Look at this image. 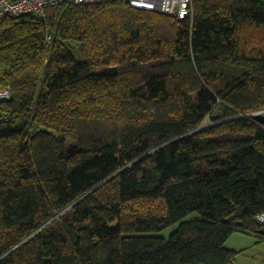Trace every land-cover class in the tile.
<instances>
[{
	"label": "trees",
	"instance_id": "trees-1",
	"mask_svg": "<svg viewBox=\"0 0 264 264\" xmlns=\"http://www.w3.org/2000/svg\"><path fill=\"white\" fill-rule=\"evenodd\" d=\"M192 4L0 23V264H234L230 236L264 242V3Z\"/></svg>",
	"mask_w": 264,
	"mask_h": 264
},
{
	"label": "built area",
	"instance_id": "built-area-1",
	"mask_svg": "<svg viewBox=\"0 0 264 264\" xmlns=\"http://www.w3.org/2000/svg\"><path fill=\"white\" fill-rule=\"evenodd\" d=\"M66 1L73 4H91L104 0H0V23L23 15H33L42 19L48 7ZM128 2L132 7L156 11L177 19H185L193 13L192 0H128ZM11 98V89L0 87V103L7 102ZM6 119L8 115L0 110V121ZM257 219L264 225V213H260Z\"/></svg>",
	"mask_w": 264,
	"mask_h": 264
},
{
	"label": "rangeland",
	"instance_id": "rangeland-1",
	"mask_svg": "<svg viewBox=\"0 0 264 264\" xmlns=\"http://www.w3.org/2000/svg\"><path fill=\"white\" fill-rule=\"evenodd\" d=\"M264 3V0H258ZM201 215L197 212L191 213L186 219L198 218ZM179 223H176L164 230H161L157 234H160L166 238L170 237V234L177 229ZM242 238L243 242L234 243L235 238ZM238 247L239 253L236 255V260L234 264H264V243L258 244L256 242V237L248 234L235 233L227 241L226 245H232ZM239 244V245H237ZM242 244V245H240ZM241 248H246V250H240Z\"/></svg>",
	"mask_w": 264,
	"mask_h": 264
},
{
	"label": "water",
	"instance_id": "water-1",
	"mask_svg": "<svg viewBox=\"0 0 264 264\" xmlns=\"http://www.w3.org/2000/svg\"><path fill=\"white\" fill-rule=\"evenodd\" d=\"M99 74H103V75H110V76H115L117 75V67H104L100 70H98ZM257 119H261V116L258 115L256 116ZM260 233L264 234V230H261Z\"/></svg>",
	"mask_w": 264,
	"mask_h": 264
},
{
	"label": "crops",
	"instance_id": "crops-1",
	"mask_svg": "<svg viewBox=\"0 0 264 264\" xmlns=\"http://www.w3.org/2000/svg\"><path fill=\"white\" fill-rule=\"evenodd\" d=\"M248 235H249V234H248ZM239 241H240V243H242V242H243V239L237 237V238H235V239L233 240V242H234L235 244H236V243H239ZM263 243H264V242H263ZM263 243H261V244H263ZM226 244H227V242H226ZM235 244L227 245V246H228L229 248L236 249V250L239 251L238 247L234 246ZM237 245H239V244H237ZM240 245H242V244H240ZM240 250H246V248H241Z\"/></svg>",
	"mask_w": 264,
	"mask_h": 264
}]
</instances>
